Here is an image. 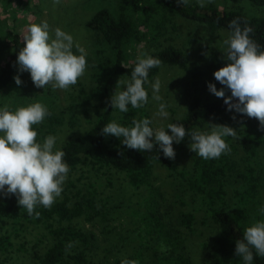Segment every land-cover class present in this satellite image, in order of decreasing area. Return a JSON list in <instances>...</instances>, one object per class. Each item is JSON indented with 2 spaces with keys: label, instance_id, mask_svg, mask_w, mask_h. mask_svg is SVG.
<instances>
[{
  "label": "trees",
  "instance_id": "obj_1",
  "mask_svg": "<svg viewBox=\"0 0 264 264\" xmlns=\"http://www.w3.org/2000/svg\"><path fill=\"white\" fill-rule=\"evenodd\" d=\"M249 1L264 6V0ZM190 2L184 6L178 5L176 0H116L113 12L102 6L86 21L87 27L106 46L96 55L86 56L93 83L88 89L80 88L78 94L79 104L86 115L90 106L94 108L93 118L88 115L90 125L56 148L65 153L63 159L70 171L61 196L56 198L51 208L37 205L35 211L40 213L37 218L35 214L28 215L26 209L18 205L15 195L4 196L0 200V264H6L7 254L14 245L13 238L21 234L26 224L43 226L51 238V243L41 253L35 254L36 264L88 263L97 235L80 221H105L108 210L106 198L99 196L93 182L77 186L69 178L78 166L83 165H91L97 170H119L130 186L144 189L135 206L130 205L131 232L135 234L137 247L127 259L136 260L138 264H194L183 236V232L195 230L196 209L186 207L192 201L204 210V219H209L215 228L209 241L201 244L208 254L206 264H244L242 258L235 254L236 241L243 239L247 227L264 220L261 212L264 208V164L259 162L260 152L264 150V130L258 119L235 109L229 111L225 98H218L210 92V83L215 84L218 90L225 87L215 79L214 72L228 62L216 50L211 49L207 61L201 65L190 61L188 53L181 47L174 44L157 47L154 43L167 31L168 23L181 16L203 23L212 31L226 29L230 32V22L238 20L241 27L246 25L252 29L250 38L264 50V13L251 14L239 6L219 9L211 2L200 7ZM5 29L6 32L0 28V58L3 61L0 64V103L4 101L11 110L36 102L45 105L50 115L41 124L33 125V130L38 133L37 142L43 143L48 135L56 136L66 117L63 110L56 109V93L51 84L45 89H35L31 75L26 78L29 72L19 71L16 61L23 47V36L18 27ZM144 53L160 59V66L176 65L186 69L194 89L209 92L205 95L194 92L185 113L172 117L164 126L165 130L169 123H174L184 125L186 132H192L206 127L213 119L225 116L226 123L222 125L237 130L238 146L232 137H225L230 152L208 160L193 153L192 161L180 166L177 160L166 158L158 145L150 152H141L128 149L122 144V138L103 135V127L116 119L121 126L128 127L133 118L149 117L145 106L132 109L129 105V112H120L119 115L116 114L118 109L110 106L111 96L118 89V80L130 78L137 57ZM160 66L149 70L148 80L154 77ZM17 75L23 81L21 85L15 83ZM144 87L149 94L146 83ZM225 94L230 96V90L225 88ZM70 105L68 121L70 126H75L77 117ZM187 137L180 143L173 142L174 150L181 147ZM152 141L155 143V138ZM238 150L243 154L241 163L237 159ZM157 165L164 167L177 181L181 191L190 196V201L186 199L188 202L182 195L176 197L174 201L186 207L180 206L176 215L164 208H170V205L166 204L160 187L153 182V171ZM232 180L239 183L237 187L231 185ZM146 252L149 262L145 260ZM253 255L252 264H264V257L257 255L254 249ZM115 263L121 264V261L115 260Z\"/></svg>",
  "mask_w": 264,
  "mask_h": 264
},
{
  "label": "clouds",
  "instance_id": "obj_2",
  "mask_svg": "<svg viewBox=\"0 0 264 264\" xmlns=\"http://www.w3.org/2000/svg\"><path fill=\"white\" fill-rule=\"evenodd\" d=\"M54 2L58 4L60 0ZM176 2L186 6L189 0ZM198 3L204 7L203 0H198ZM229 28L228 36L223 40L224 59L228 63L214 72L215 79L225 87L218 90L215 84L210 83L209 90L218 98H225L229 111L235 109L238 113L258 119L264 130V50L250 38V27H241L238 20H232ZM86 56L85 48L74 43L71 34L57 27L54 36L50 35L49 24L42 21L29 23L25 28L23 47L19 50L16 64L21 73H30L37 88L45 89L51 83L53 89L68 90L84 75ZM160 65V59L147 53L138 56L130 78L118 80L116 87L122 86V90L112 94L110 106L128 113L129 105L132 109L147 105L149 94L144 85L148 82L149 70ZM14 80L17 85L23 83L20 75ZM150 87L152 99L160 102L159 78ZM225 88L230 90V96L226 97ZM166 108V103H159L154 116L168 119ZM48 115L47 107L39 102L20 106L14 111L7 104L0 108V193L15 195L18 205L26 209L28 215L35 214L37 218L40 216L35 211L37 205L51 208L56 198L61 196L70 171L63 159L65 153L55 148L56 136L48 135L43 143L37 142L38 133L33 130V125L41 124ZM152 122L149 118H133L131 126L125 127L112 121L103 127L102 134L122 138V144L128 149L141 152H150L158 145L169 159L176 156L173 142L180 143L186 135L192 141L190 150L205 160L217 159L230 152L225 137L237 138V130L227 125L209 123L210 130L186 132L184 125L169 123L167 130L162 126L154 129L150 126ZM261 212L264 213V208ZM253 249L257 255L264 257V220L247 227L243 239L236 241L235 254L242 258L244 264H252ZM121 264H138V261L125 258Z\"/></svg>",
  "mask_w": 264,
  "mask_h": 264
},
{
  "label": "rangeland",
  "instance_id": "obj_3",
  "mask_svg": "<svg viewBox=\"0 0 264 264\" xmlns=\"http://www.w3.org/2000/svg\"><path fill=\"white\" fill-rule=\"evenodd\" d=\"M190 1L191 4H199L198 0ZM203 3H209V0H203ZM211 3H214L219 9L239 6L251 14L264 13V6L253 4L249 0H211ZM115 4L116 0H60L58 4L54 0H0V28L6 32L5 27H18L23 36L24 30L29 23L47 21L50 26V35L54 36V29L59 27L71 34L74 38V43L84 47L87 55H96L106 46L105 43L100 41L94 31L87 27L86 21L94 11L102 6L108 7L113 12ZM167 28V31L154 43L155 46L161 47L167 44H174L188 53L190 61H197L201 65L207 61V56L211 49L216 50L221 57L225 56L223 40L227 38L229 33L226 29L212 31L203 23L181 16H176L172 23H168ZM73 51L76 52L75 47ZM1 62H3L2 58H0V64ZM29 74L26 77L27 79ZM156 78H159L161 82L159 95L162 100L160 102L152 99V89L150 87V84L154 83ZM125 80L127 78H123L121 81ZM92 83L91 71L87 66L84 75L68 90L53 89L56 93V109L63 110L66 117V122L59 127L56 133L57 142L55 148L90 125L88 115L93 118L94 108L90 106L88 115H86L79 104L80 98H78V94L80 88L88 89ZM146 84L149 90V102L145 107L149 115L148 118L153 121L150 126L154 129L161 126L164 127L172 117L184 114L194 92H199L202 95L209 93L206 89L196 91L191 83L188 71L176 65L160 66L158 72ZM34 87L35 89L37 88L36 86ZM119 90H122V86L118 87L117 91ZM159 103H166V111L169 113L168 119L154 116V113L158 110ZM0 104V108H2L5 102L1 100ZM68 105L73 106V111L76 114L78 123L75 126L69 125L68 119L71 111ZM14 110L12 109V111ZM118 113H120L119 110L116 111L117 115H119ZM115 121L120 124L118 119ZM209 123L222 125L226 123L225 116L213 119ZM209 123L206 127L198 130H210ZM232 141L238 146L237 138H232ZM191 142L188 135L183 145L175 149V160L180 166L189 164L192 161V154L195 152H192L189 148ZM242 155L238 150L237 159L239 163H241ZM259 162L264 164V150L260 152ZM69 178L77 186H81L84 182H93L99 191V196L106 198L108 218L105 221L100 219H95L93 222L80 221L81 225L92 229L97 235L96 244L89 253L87 264H117L115 260L121 261L127 258L133 249L137 247V239L135 234L131 232L132 216L130 214V205L135 206V203L143 195L144 189H135L130 186L124 173L113 168L97 170L92 168L91 165L78 166L70 174ZM152 179L154 184L158 185L165 195L166 204L170 205V208L165 206V209H170L175 215L180 206L184 209L186 207L196 209L195 230L183 232V236L193 263L206 264L208 254L201 244L203 241H209L215 232V228L209 219H204V210L196 202L190 201L189 194L181 191L177 181L168 174L164 167L155 166ZM238 184V182L232 180L231 185L233 187H237ZM181 195L182 198L190 201L189 206L185 207L180 205L178 201H174L177 196ZM4 196V194L0 193V200ZM13 242V248L7 254L6 264H36L35 254L41 253L51 243V238L43 226L26 224L21 234L13 238ZM145 260L147 262L150 261L147 252Z\"/></svg>",
  "mask_w": 264,
  "mask_h": 264
}]
</instances>
